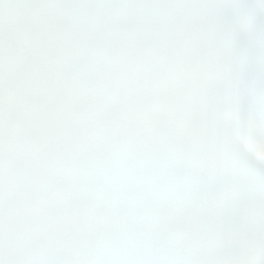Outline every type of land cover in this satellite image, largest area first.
<instances>
[{
	"label": "snow or ice",
	"instance_id": "snow-or-ice-1",
	"mask_svg": "<svg viewBox=\"0 0 264 264\" xmlns=\"http://www.w3.org/2000/svg\"><path fill=\"white\" fill-rule=\"evenodd\" d=\"M0 264H264V0H0Z\"/></svg>",
	"mask_w": 264,
	"mask_h": 264
}]
</instances>
